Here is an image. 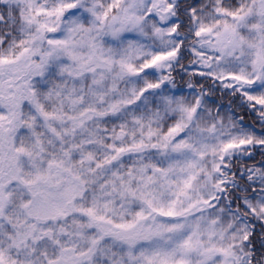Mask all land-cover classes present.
I'll return each instance as SVG.
<instances>
[{
  "label": "rangeland",
  "instance_id": "374dc122",
  "mask_svg": "<svg viewBox=\"0 0 264 264\" xmlns=\"http://www.w3.org/2000/svg\"><path fill=\"white\" fill-rule=\"evenodd\" d=\"M250 2L248 12L233 23L223 22L216 32L200 31L196 56L201 67L229 78L246 93L258 90L264 100V0ZM7 4L19 6L24 31H36L28 33L29 45L15 63L0 61L2 100L10 99L17 113L28 100L23 84L57 68L78 82L68 89L72 95L58 102L68 107L54 119L69 120L67 136L82 133L92 118L106 113L121 118V128L106 136L107 144L88 138L99 155L91 151L83 157L91 174L87 179L75 174L67 154L58 170L39 169L35 153L12 148L19 122L0 118V264H93L90 247L81 252V243L113 228L127 243L117 264H241L239 243L249 228L235 212L224 210L216 195L226 156L262 142L261 137L230 118L215 117L208 107L205 111L197 102L174 96L173 90L162 92L170 86L162 73L174 54V0ZM229 65L233 67L225 70ZM146 71L158 80L136 93V80ZM165 116L176 123L161 133L156 125ZM258 175L264 178V171ZM17 181L26 182L27 200L8 214L6 226H14L8 233L1 218ZM89 182L96 186L89 207H77L75 200ZM246 205L264 220V192ZM17 215L26 219L21 222ZM50 219L53 225H48ZM90 223L96 225L93 232L86 228ZM40 242L47 248L39 249ZM98 255L113 264L114 253L106 248Z\"/></svg>",
  "mask_w": 264,
  "mask_h": 264
},
{
  "label": "trees",
  "instance_id": "16d2710c",
  "mask_svg": "<svg viewBox=\"0 0 264 264\" xmlns=\"http://www.w3.org/2000/svg\"><path fill=\"white\" fill-rule=\"evenodd\" d=\"M7 3L8 0H0V61H3V65L15 63L18 55L29 45L26 44L28 33L36 31L34 27L24 31L18 11L19 6ZM251 6L250 0H174L171 14L174 54L169 68L162 73L170 86L165 85L162 92L167 95L173 90L174 96L197 102L205 111V107H208L215 117L230 118L229 120L237 127L249 129L251 133L261 137L262 142L233 150L226 156L221 165L223 171L221 175L224 178L219 180L216 200L222 204L224 210L230 213L235 212L243 218L249 228L242 242L239 243L241 244L239 262L264 264V220L260 215L249 211L246 205L247 202L258 199L264 192V178L258 175L259 172L264 171V100L258 97L260 96L258 90L253 91L252 94L246 93L229 78L201 67L196 56L200 31L209 29L216 32L220 24L233 23L236 16L245 15ZM47 33V31L43 33L44 38ZM232 67V65L224 66L227 71ZM157 80L152 72L142 73L136 80V93L139 90L142 91L146 84L155 86ZM77 84L76 80L62 75L57 68H53L46 75H37L32 78L30 84H23L28 100L19 106V113L15 112V104H10L11 100L5 103L0 94V118L6 115V120L9 122H19L20 125H14L17 132L14 135L12 148L13 150L22 148L32 154L35 153L39 169L52 166L58 170L62 164L60 161L65 159L67 154L70 167L75 174L88 179L91 174L85 171L87 159L83 157L91 151L98 154L96 147L88 142L94 138L102 144H107L106 136L121 128V118L117 119L108 113L100 117L95 116L85 125V131L80 134L77 132L73 137L67 136L64 130L68 128L69 120L62 119L60 123H56L55 120L61 118L63 115L61 112L66 111L68 105L65 102L58 105V102L63 101L68 94L71 96L68 89H71V86L77 87ZM41 112L53 118L48 121ZM57 112L58 114L55 115ZM175 123L176 118L165 116L158 121L156 127L161 133H166ZM90 136L91 138L88 139ZM79 138H82L85 143L80 142ZM127 162L128 160L124 161L123 165ZM89 183H87L89 189L75 200L77 207L80 205V208L84 209L89 207L90 193L96 187L92 182ZM26 186V182H15L8 210L5 209L6 205L4 206L6 215L1 218V221L8 233L14 227L13 224L6 226L9 223L7 222L8 214L19 203L27 200ZM224 217H227V214ZM17 218L21 222L26 219L21 215H17L15 219ZM126 219L129 220V217ZM85 220L84 216L80 218L83 224L86 223ZM54 223L51 220L48 225ZM90 224L86 228L93 232V226L96 225ZM45 226H47L46 223ZM116 231L119 230L113 228L111 231L95 232L97 234H93L92 240L87 238L81 243L80 251H87L90 247L93 264H109L105 257L98 255V250L100 252L106 248V252L114 253L113 264H117L118 258L125 256L127 243L117 235ZM37 245L42 250L47 248L44 242ZM33 247L35 246L30 249ZM10 251L14 253L15 249L11 248ZM82 264L86 263L82 262Z\"/></svg>",
  "mask_w": 264,
  "mask_h": 264
}]
</instances>
